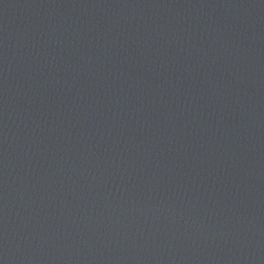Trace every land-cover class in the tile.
<instances>
[{"label": "water", "instance_id": "water-1", "mask_svg": "<svg viewBox=\"0 0 264 264\" xmlns=\"http://www.w3.org/2000/svg\"><path fill=\"white\" fill-rule=\"evenodd\" d=\"M0 264H264V0H0Z\"/></svg>", "mask_w": 264, "mask_h": 264}]
</instances>
